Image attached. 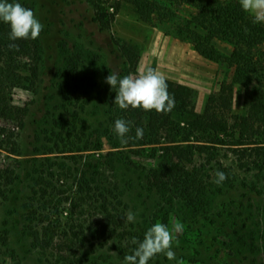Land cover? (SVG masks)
<instances>
[{
    "label": "rangeland",
    "instance_id": "obj_1",
    "mask_svg": "<svg viewBox=\"0 0 264 264\" xmlns=\"http://www.w3.org/2000/svg\"><path fill=\"white\" fill-rule=\"evenodd\" d=\"M20 1L34 7L44 28L32 40L36 59L25 58L21 68L35 73L36 80L12 91V102L27 108L24 125L0 120L13 131L20 151L0 149V169L18 173L13 185H2L0 264H124L135 247L127 248L133 237L142 240L154 223L174 221L184 226L173 245L176 260L158 255L149 264H264V168L256 164L257 151H247L241 160V151L233 148L195 149L192 160L183 161L184 172L191 191L205 199L192 203L182 190L171 207L147 180L164 150L160 145L156 151L148 145L114 147L113 106L104 98L106 74L124 72L118 42H126L142 50L138 67H155L166 79L192 87L198 111L224 84L233 92V112L246 114L255 83L236 78L229 60L233 45L215 38L203 55L197 42L176 36L191 12L184 5L172 4L180 17L159 23L157 17L142 20L132 0H123L110 29L102 30L88 0ZM191 29L205 35L194 25ZM259 49L264 67V42ZM85 170L94 178L82 185ZM218 170L227 176L219 186L213 182ZM40 174L50 186L45 196L36 192ZM129 211L138 214L137 220L125 224ZM43 226L54 233L48 249L32 236Z\"/></svg>",
    "mask_w": 264,
    "mask_h": 264
},
{
    "label": "trees",
    "instance_id": "obj_2",
    "mask_svg": "<svg viewBox=\"0 0 264 264\" xmlns=\"http://www.w3.org/2000/svg\"><path fill=\"white\" fill-rule=\"evenodd\" d=\"M88 1L95 11L94 21L102 30H109L122 8L123 0ZM17 2L35 10L27 2L20 0ZM132 2L135 4L139 17L147 22L157 17L159 23H166L172 17H180L179 12L172 8V4L188 7L191 12L187 15L184 28L176 29L174 34L182 40L197 42V46L204 48L201 49L203 55L207 54L208 45L213 39L228 40L233 45V54L229 60L236 67V78L244 84L255 83V86L247 94L249 110L246 114L233 112V92L224 84L218 91L206 97L202 111H198L195 90L189 85L166 79L168 91L175 97V108L171 113L164 115L158 114L155 110L146 112L142 108L121 110L114 104L116 93L106 83L104 98L113 106L110 130L114 139V147L148 145V148L156 151L160 145L159 149L164 150L163 160L158 167L152 169L147 180L150 190L171 207L175 206L177 198L183 191H187V194L182 196L190 198L192 203L204 198L191 191L188 185L189 179L185 177V165H183V161L192 160L197 148L206 146L233 148L237 152L241 151L242 156L239 155L241 160L247 155V151L256 150L259 158L256 164L263 169L264 67L259 65L262 63L260 59L262 52L259 45L264 42V24H253L251 17L243 12L238 1L132 0ZM110 8H113V11L110 12ZM193 25L203 30L205 35L191 29ZM9 32L10 26L0 22V120L17 121L23 126L27 108L12 102V91L17 87H30L36 80L35 73L33 76L27 75L21 68L25 67V58L36 59L38 50L36 42L32 43L31 39L10 41ZM10 43L17 44L18 50L10 49L8 47ZM118 45L126 65L120 76L135 73L142 56L141 48L137 44L126 42H118ZM109 74L110 72L106 74V77ZM116 119L132 122L128 135L133 138L129 139L127 144H121L113 132ZM137 127L144 130L142 139L134 138ZM13 136V131L0 124V149L10 154L20 155ZM151 145L154 146L151 147ZM110 154L115 153L113 151L108 155ZM17 174L16 169H0V178L3 180L0 183V199L6 197V191L2 185H13ZM92 178H94L92 171L85 170L82 185L89 184ZM48 184L46 177L40 174L36 178L38 187L36 192H43L42 196H45V192L50 188ZM107 213L110 216V211ZM32 236L36 245L42 249L53 246L54 233L48 226L36 229L32 232ZM102 237L103 235H100L99 238ZM127 245V248L132 246L131 243Z\"/></svg>",
    "mask_w": 264,
    "mask_h": 264
},
{
    "label": "clouds",
    "instance_id": "obj_3",
    "mask_svg": "<svg viewBox=\"0 0 264 264\" xmlns=\"http://www.w3.org/2000/svg\"><path fill=\"white\" fill-rule=\"evenodd\" d=\"M241 9L251 17L253 24H264V0H238ZM0 22L10 26L9 40H36L44 25L36 18L31 8L24 7L17 0H0ZM247 31V28H245ZM10 49L18 50V45L10 43ZM105 82L111 86L116 93L114 104L121 110L143 109L146 112L155 110L158 114L167 115L175 108V97L168 91V84L165 76L157 69L138 67L135 73H129L123 77L116 71L110 72ZM132 122L125 119H116L113 132L121 144H127ZM143 128L137 127L135 139H142ZM227 176L222 171L215 174L214 183L221 185ZM137 213L131 211L125 214V224L135 223ZM183 224L174 221L171 226L161 222L154 223L144 233L143 239L136 237L131 239L135 245L131 254L124 257V264H149L158 255L165 256L169 261L176 260V253L173 250L176 236L183 231ZM177 264H183L177 261Z\"/></svg>",
    "mask_w": 264,
    "mask_h": 264
}]
</instances>
